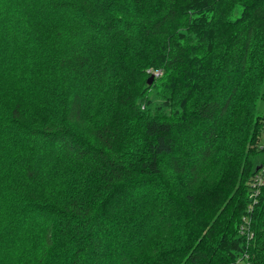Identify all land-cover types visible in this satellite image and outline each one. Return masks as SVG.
Returning <instances> with one entry per match:
<instances>
[{"label": "trees", "instance_id": "16d2710c", "mask_svg": "<svg viewBox=\"0 0 264 264\" xmlns=\"http://www.w3.org/2000/svg\"><path fill=\"white\" fill-rule=\"evenodd\" d=\"M260 103L264 0H0V264H264Z\"/></svg>", "mask_w": 264, "mask_h": 264}, {"label": "rangeland", "instance_id": "374dc122", "mask_svg": "<svg viewBox=\"0 0 264 264\" xmlns=\"http://www.w3.org/2000/svg\"><path fill=\"white\" fill-rule=\"evenodd\" d=\"M154 99H156V96L154 95ZM158 99V98H157ZM258 110L261 111L264 115V106H262V104L260 103L258 106Z\"/></svg>", "mask_w": 264, "mask_h": 264}, {"label": "water", "instance_id": "95a60500", "mask_svg": "<svg viewBox=\"0 0 264 264\" xmlns=\"http://www.w3.org/2000/svg\"><path fill=\"white\" fill-rule=\"evenodd\" d=\"M150 79H153V76H151Z\"/></svg>", "mask_w": 264, "mask_h": 264}]
</instances>
